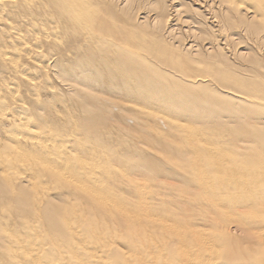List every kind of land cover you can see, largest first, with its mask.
Returning <instances> with one entry per match:
<instances>
[{
    "label": "bare ground",
    "instance_id": "1",
    "mask_svg": "<svg viewBox=\"0 0 264 264\" xmlns=\"http://www.w3.org/2000/svg\"><path fill=\"white\" fill-rule=\"evenodd\" d=\"M55 1L0 0L5 262L264 264V0Z\"/></svg>",
    "mask_w": 264,
    "mask_h": 264
},
{
    "label": "rangeland",
    "instance_id": "2",
    "mask_svg": "<svg viewBox=\"0 0 264 264\" xmlns=\"http://www.w3.org/2000/svg\"><path fill=\"white\" fill-rule=\"evenodd\" d=\"M65 1L64 0H56L55 1V4L58 8H62L67 11L69 14H74L75 12L74 11H77L78 9H80L79 6L75 5V7L73 8L72 7V4L74 3L73 0H68V3L65 4L64 3ZM111 2V0L109 1ZM112 3L114 4H117L118 6L120 5V2H118V0H112ZM75 9V10H74ZM145 11H148V10H144V8H138L137 10H135L133 12V18H135L136 20L140 19L141 17H143V13H147ZM129 32V31H128ZM136 34H139L138 32L134 31ZM130 33V32H129ZM131 34V33H130ZM169 42V40H167ZM114 50V49H113ZM118 50L114 51V52H117ZM141 105V104H140ZM0 264H7L5 262V258L4 256L0 255Z\"/></svg>",
    "mask_w": 264,
    "mask_h": 264
}]
</instances>
